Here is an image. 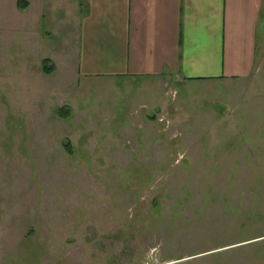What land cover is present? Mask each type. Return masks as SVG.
I'll return each mask as SVG.
<instances>
[{
    "label": "rangeland",
    "instance_id": "1",
    "mask_svg": "<svg viewBox=\"0 0 264 264\" xmlns=\"http://www.w3.org/2000/svg\"><path fill=\"white\" fill-rule=\"evenodd\" d=\"M8 5L0 264H264V62L239 80L78 77L70 45L21 39Z\"/></svg>",
    "mask_w": 264,
    "mask_h": 264
},
{
    "label": "crops",
    "instance_id": "2",
    "mask_svg": "<svg viewBox=\"0 0 264 264\" xmlns=\"http://www.w3.org/2000/svg\"><path fill=\"white\" fill-rule=\"evenodd\" d=\"M18 1L9 0L6 23L50 50L53 38L68 43L63 57L73 54L78 77L239 80L264 62V0H25L24 8ZM3 33L5 41L13 34ZM56 55L44 53L41 68Z\"/></svg>",
    "mask_w": 264,
    "mask_h": 264
},
{
    "label": "trees",
    "instance_id": "3",
    "mask_svg": "<svg viewBox=\"0 0 264 264\" xmlns=\"http://www.w3.org/2000/svg\"><path fill=\"white\" fill-rule=\"evenodd\" d=\"M18 2H19V3H18L19 7H21V8L27 7V5H28L27 1H25V0H19ZM42 70H43L44 73H46V74H50V73L54 70V64L48 62L47 59H44V60L42 61ZM58 114H59L61 117H65V116H67L68 112H67L64 108H60V109L58 110ZM64 146H65V149H66V150H68L69 152H71V150H70V148H69L68 141L65 142V145H64Z\"/></svg>",
    "mask_w": 264,
    "mask_h": 264
}]
</instances>
